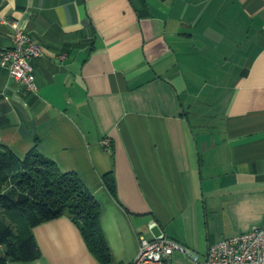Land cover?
<instances>
[{
	"label": "crops",
	"instance_id": "crops-1",
	"mask_svg": "<svg viewBox=\"0 0 264 264\" xmlns=\"http://www.w3.org/2000/svg\"><path fill=\"white\" fill-rule=\"evenodd\" d=\"M0 15V54L14 21L42 49L37 94L0 59V142L81 178L112 264L162 234L186 248L172 264L201 263L264 223V0H0ZM33 234L41 257L11 264H101L68 215Z\"/></svg>",
	"mask_w": 264,
	"mask_h": 264
},
{
	"label": "trees",
	"instance_id": "trees-1",
	"mask_svg": "<svg viewBox=\"0 0 264 264\" xmlns=\"http://www.w3.org/2000/svg\"><path fill=\"white\" fill-rule=\"evenodd\" d=\"M104 181L116 194L114 174H106ZM64 215L77 223L100 263L112 264L101 226V206L81 178L75 172L61 171L37 149L20 157L0 142V264L40 258L33 228Z\"/></svg>",
	"mask_w": 264,
	"mask_h": 264
},
{
	"label": "built area",
	"instance_id": "built-area-1",
	"mask_svg": "<svg viewBox=\"0 0 264 264\" xmlns=\"http://www.w3.org/2000/svg\"><path fill=\"white\" fill-rule=\"evenodd\" d=\"M0 22L7 20L0 15ZM12 26L13 45L1 52V65L9 70L16 82L37 94L32 62L41 55V46L19 22H12ZM103 144L109 146L110 140L104 139ZM156 225L157 222H150L151 228ZM176 251L186 252V248L164 234L152 239L141 236L139 252L130 264H172ZM196 264H264V223L214 243L209 247L205 261Z\"/></svg>",
	"mask_w": 264,
	"mask_h": 264
},
{
	"label": "rangeland",
	"instance_id": "rangeland-1",
	"mask_svg": "<svg viewBox=\"0 0 264 264\" xmlns=\"http://www.w3.org/2000/svg\"><path fill=\"white\" fill-rule=\"evenodd\" d=\"M6 222H7V223H10L9 219H6Z\"/></svg>",
	"mask_w": 264,
	"mask_h": 264
}]
</instances>
